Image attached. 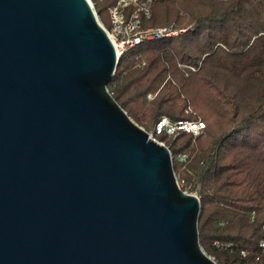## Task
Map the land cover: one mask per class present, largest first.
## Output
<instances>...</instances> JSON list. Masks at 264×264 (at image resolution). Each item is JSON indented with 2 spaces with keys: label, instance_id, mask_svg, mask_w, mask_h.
I'll list each match as a JSON object with an SVG mask.
<instances>
[{
  "label": "water",
  "instance_id": "water-1",
  "mask_svg": "<svg viewBox=\"0 0 264 264\" xmlns=\"http://www.w3.org/2000/svg\"><path fill=\"white\" fill-rule=\"evenodd\" d=\"M119 59L89 0H0V264H218Z\"/></svg>",
  "mask_w": 264,
  "mask_h": 264
},
{
  "label": "trees",
  "instance_id": "trees-1",
  "mask_svg": "<svg viewBox=\"0 0 264 264\" xmlns=\"http://www.w3.org/2000/svg\"><path fill=\"white\" fill-rule=\"evenodd\" d=\"M94 2L110 26L117 0ZM143 24L186 31L123 53L110 92L147 131L162 116L206 123L199 135L157 138L170 146L183 190L201 199L207 254L264 264V0H153Z\"/></svg>",
  "mask_w": 264,
  "mask_h": 264
},
{
  "label": "built area",
  "instance_id": "built-area-1",
  "mask_svg": "<svg viewBox=\"0 0 264 264\" xmlns=\"http://www.w3.org/2000/svg\"><path fill=\"white\" fill-rule=\"evenodd\" d=\"M89 2L97 12L94 0H89ZM152 6L153 0H117L109 8L110 26L107 27L99 18L111 38L119 58L123 53L144 41L178 36L186 31V28H175L172 25L144 26V21L152 17ZM148 97L152 98L153 95L150 94ZM205 127L206 123L200 119H171L168 116H162L148 133L151 138L160 141L157 136L162 133L174 137L182 132L199 135ZM160 142L166 145L165 142ZM168 147L174 161L172 150L170 146ZM188 158L187 152L180 153L176 157L180 163L187 162ZM178 182L182 186L183 182H180L179 179ZM260 247L264 252V239L260 241ZM243 254H245L244 251Z\"/></svg>",
  "mask_w": 264,
  "mask_h": 264
},
{
  "label": "rangeland",
  "instance_id": "rangeland-1",
  "mask_svg": "<svg viewBox=\"0 0 264 264\" xmlns=\"http://www.w3.org/2000/svg\"><path fill=\"white\" fill-rule=\"evenodd\" d=\"M98 13V12H97ZM98 16H99V18L101 19V17H100V15H99V13H98ZM133 119V118H132Z\"/></svg>",
  "mask_w": 264,
  "mask_h": 264
}]
</instances>
